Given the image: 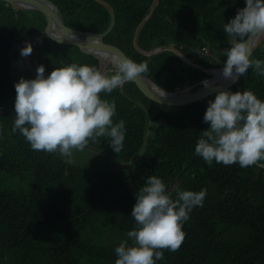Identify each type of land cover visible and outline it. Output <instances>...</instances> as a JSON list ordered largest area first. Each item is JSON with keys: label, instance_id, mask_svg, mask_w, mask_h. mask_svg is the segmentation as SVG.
<instances>
[{"label": "trees", "instance_id": "16d2710c", "mask_svg": "<svg viewBox=\"0 0 264 264\" xmlns=\"http://www.w3.org/2000/svg\"><path fill=\"white\" fill-rule=\"evenodd\" d=\"M53 1L70 27L103 32L109 25L108 11L92 0ZM106 1L114 8L115 25L105 39L157 85L175 91L197 88L209 78L171 51L151 56L135 51V28L152 0ZM239 12H250L244 0H159L137 44L147 51L172 46L200 68L220 66L231 58L226 47ZM254 18L238 22L250 29ZM44 23L41 14L17 12L0 1V197L8 198L0 208V264H104L111 254L123 264H218L217 257L222 264H264V169L243 155L252 125L249 112L222 92L207 103L157 105L129 81L113 85L125 73L109 70L107 85L75 110L73 126L102 152L108 143L112 148L126 143L124 153L115 157L121 163L139 157L133 164L137 185L131 189L127 183L125 166L91 151L94 158L85 165L64 163L61 151L74 134L69 117L40 125L37 113L51 111L31 95L29 82L13 81L8 70L12 41L23 40ZM202 47L210 54L200 56ZM35 51L42 74L56 79L70 81L68 72L80 59L97 64L77 48L47 39ZM80 72L68 100L92 87L91 73ZM231 88L257 111L250 154L264 163V42ZM36 144L45 154L47 147L42 160ZM193 214L197 226L211 218L201 223L197 235L190 223L184 234L185 227L176 223ZM240 237L247 245L246 259L235 243ZM90 241L87 252L84 245Z\"/></svg>", "mask_w": 264, "mask_h": 264}, {"label": "water", "instance_id": "95a60500", "mask_svg": "<svg viewBox=\"0 0 264 264\" xmlns=\"http://www.w3.org/2000/svg\"><path fill=\"white\" fill-rule=\"evenodd\" d=\"M10 3L13 7L21 10L34 9L40 12L45 19V28L42 31H38L24 41L21 45L24 50L26 49V60L24 58L19 59V64L12 58L9 57V72L14 76L21 75V67H28L32 74L37 76L38 68L34 57L33 44L39 38H47L56 43L77 47L79 51L86 55H90L98 60L99 65L103 62L111 61L117 65L121 71L126 75V78L131 81L136 89L146 99L164 106H183L193 103L200 99H206L209 95L216 92H223L231 97L235 98L252 117V127L250 136L244 146V154L251 162L256 163L249 154V145L252 137L257 128V113L256 109L242 97H240L234 90L231 89L232 85L241 77L248 57L253 51L256 44L259 42L261 37L260 33L264 31V9L261 11L254 8L248 0H245L247 6L259 15V18L255 21L250 33L247 35L243 43L238 47V52L234 55L233 59L224 65L220 71V78L209 79L202 83L196 90L190 91V88H185L180 91H169L156 85L154 82L149 80L144 74H142L137 67L131 62L127 55L114 43L104 39L115 25V12L113 7L105 0H92L102 7H104L110 16V22L107 29L101 33H95L85 30H77L70 28L64 24L63 17L59 11V8L49 0H0ZM159 0H152L149 7L148 14L140 21L136 26L132 45L134 49L141 55L151 56L162 51L169 50L175 53L183 63L197 68L188 58L178 52L172 46H163L154 48L150 51H145L139 48L137 45V36L142 26L150 19L156 8ZM100 72V70H99ZM223 73V74H222ZM224 75V76H223ZM222 78V80H221ZM218 80V81H217ZM97 91L94 87L87 95L85 100L91 98ZM81 100L73 101L65 107L70 110L72 107L81 103ZM257 166L264 169V164H258Z\"/></svg>", "mask_w": 264, "mask_h": 264}, {"label": "clouds", "instance_id": "9594fccd", "mask_svg": "<svg viewBox=\"0 0 264 264\" xmlns=\"http://www.w3.org/2000/svg\"><path fill=\"white\" fill-rule=\"evenodd\" d=\"M51 1L52 3H54L57 7H58V2L57 1H53V0H49ZM106 1V0H105ZM249 3H251L253 5L254 8L258 9L261 11V9L263 10L264 9V4L262 3H255L254 0H248ZM1 2H4V1H1ZM159 2V1H158ZM6 5H8L12 10L14 11H23V12H36V13H39L41 14L40 12L34 10V9H31V10H21V9H17L15 7H13L10 3L8 2H4ZM152 3V2H151ZM244 3H245V6L247 7V9L251 12H239L236 14L233 22L231 23L232 24V33L231 35L229 36V40H228V46L226 47L227 48V52H230V60H228L226 63L220 65V66H215V67H208V68H200L198 67L197 65H194L197 67V69L205 72L206 74L209 75V78H207L206 80L204 81H201L199 82L197 85H200L202 83H204L205 81L209 80V79H213L215 77V75L218 73L219 75L221 74L220 71H221V68L226 65L227 63H229L234 55L237 54L238 52V47L243 43V41L245 40V38L247 37V35L250 33L255 21L259 18V15L257 13H255L253 10H251L248 6H247V3L246 1L244 0ZM151 5V4H150ZM158 5V4H157ZM150 7V6H149ZM59 8V7H58ZM114 9V8H113ZM155 10V9H154ZM60 11V9H59ZM148 12H149V9H148ZM154 12V11H153ZM61 13V11H60ZM148 14V13H147ZM42 15V14H41ZM62 15V13H61ZM253 15H256V18L253 19L252 21V25L249 29L245 27V24H243L242 22H238L239 19L243 18L244 20L247 19L248 16H253ZM43 19H44V16L42 15ZM63 17V15H62ZM151 18V17H150ZM45 21V19H44ZM63 21H64V24L66 26H68L66 23H65V20H64V17H63ZM142 21V20H141ZM110 22V21H109ZM109 26V25H108ZM70 27V26H68ZM45 28V23H44V26L42 29ZM70 28H73V27H70ZM42 29H39L33 33H31L28 37L24 38L23 40L21 41H12L11 43V50L10 52H14L16 53V56H8L9 57H12L17 63L19 62V59L20 58H24V60H26V49L24 50L22 47L21 44L26 41L27 39H29V37H31L32 35L36 34L38 31H42ZM74 29H77V28H74ZM107 29V28H106ZM77 30H85V31H90V30H87V29H77ZM140 31V30H139ZM93 32V31H91ZM111 32V31H110ZM95 33H101V32H95ZM246 33V34H245ZM260 33V37L261 39L259 40V42L256 44V46L254 47L253 51L251 52V54L249 55L248 57V60H247V63L249 61V59L251 58V56L253 55V53L255 52V50L257 49V47H259L263 42H264V31L262 32H259ZM134 35V34H133ZM245 35V36H244ZM244 36V37H243ZM138 37V36H137ZM43 39H47V38H39L35 41V43L33 44V51H34V57H35V60H36V63H37V68H38V73H37V76L35 77L34 74H32V72L30 71V69L28 67H24L23 66L21 67V75L20 76H14L13 78V81H17L18 79L22 78V84L26 83V82H29L30 83V92H31V95L37 100V101H41L43 103V105H46V107L49 108V110L51 111L49 114L47 115H43V114H39L37 113L38 115L42 116V119L40 121V125L43 121H48L50 123H53V124H56V123H59L60 121L62 120H65L66 117L68 116L69 117V120L71 121L72 123V127H73V135L67 137L68 141L67 143L71 142V141H75L82 149H85V150H88V151H91V152H94L96 154H100L101 156L103 157H106L108 159H110L111 161H114L116 162L117 164L119 165H123L125 166L124 168V172H125V179L127 181V183L130 185L131 189H133V186L134 185H137L135 179H134V171H135V167H134V161H136L139 157H137L136 159H132L128 156L127 160L125 163H121L119 161H117V158L115 156H118L122 153H124V150L126 148V143L121 146V147H118V148H112L110 143H108L107 145V148H106V151L105 152H102L100 151L99 149H97L96 147H93V146H90L88 145V143H86L85 141H83L81 138H80V135L77 133V131L75 130L73 124H74V120H73V117H74V113H75V110L80 107L81 105H84L86 104L87 102H89L91 99L94 98V96H96L100 90L107 85V83L105 82V76L108 74L109 70H113V71H116V72H123L120 70V68L113 64L111 61H107L106 63L103 62L101 64V66L99 65L98 63V60H97V64L96 65H92V63L90 62H87V61H84L83 59H80L79 62L73 66V69H71L69 72H68V78L70 79V81H67L66 80V77L65 76H60L58 77L57 79L54 78V77H50V76H44L42 74V61L39 60L38 56H37V53H36V46L38 44V42L40 40H43ZM105 39V37H104ZM133 39V38H132ZM47 40H50V39H47ZM52 41V40H50ZM54 42V41H52ZM56 43V42H54ZM225 43V42H224ZM227 43V42H226ZM59 44V43H57ZM60 45H63L65 47H73V46H69V45H64V44H60ZM116 45V44H115ZM138 45V44H137ZM118 46V45H117ZM133 46V45H132ZM139 46V45H138ZM119 47V46H118ZM163 47V46H161ZM74 48H77V47H74ZM120 48V47H119ZM134 48V47H133ZM139 48H141L139 46ZM159 48V47H157ZM78 49V48H77ZM121 49V48H120ZM142 49V48H141ZM202 49H207V54H204L202 52ZM79 50V49H78ZM122 50V49H121ZM144 50V49H142ZM153 50V49H152ZM177 50V49H176ZM123 51V50H122ZM136 51V50H135ZM147 51V50H145ZM150 51V50H149ZM166 51H169V50H166ZM178 51V50H177ZM81 52V51H79ZM124 52V51H123ZM137 52V51H136ZM125 53V52H124ZM138 53V52H137ZM82 55H86L84 53L81 52ZM158 54V53H156ZM175 54V53H174ZM210 54L209 53V49L208 47H202L201 50H200V56L202 55H208ZM155 55V54H154ZM183 55V54H182ZM90 56V55H88ZM92 57V56H90ZM93 58V57H92ZM179 58V57H178ZM187 58V57H186ZM95 59V58H94ZM180 59V58H179ZM181 60V59H180ZM246 63V65H247ZM19 64V63H18ZM108 65H111L112 68H108ZM246 65H245V68H246ZM190 66V65H189ZM194 68V67H193ZM244 68V70H245ZM138 69V68H137ZM8 70H9V59H8ZM80 70L83 72V74L87 71L89 73H91V79H92V87L87 90L86 92L82 93L81 95L77 96L76 98L74 99H70L68 100L69 98V94L70 92L74 89V87H77L78 83H79V80L81 78V72ZM100 70V72H99ZM139 70V69H138ZM140 71V70H139ZM244 72V71H243ZM124 73V72H123ZM143 74V73H142ZM223 74V73H222ZM243 74V73H242ZM224 76V75H223ZM147 77V76H146ZM148 78V77H147ZM149 79V78H148ZM151 80V79H149ZM219 80V79H218ZM217 80V81H218ZM222 80V78H221ZM129 81L127 78H126V75L125 77H123L122 79H118L117 81H115L113 83V85H121L123 84L124 82H127ZM152 81V80H151ZM131 82V81H129ZM154 82V81H152ZM237 82V81H236ZM235 82V83H236ZM132 83V82H131ZM155 83V82H154ZM234 83V84H235ZM156 84V83H155ZM233 84V85H234ZM157 85V84H156ZM232 85V86H233ZM159 86V85H158ZM194 86H196V84H194L193 86L191 85H187V86H184L182 89L180 90H183L185 88H190V91H193V90H196L197 88H194ZM96 87L97 88V91L96 93L91 97L89 98L88 100H85V98L87 97V95L90 93V91ZM162 88V87H161ZM164 89V88H163ZM232 89V88H231ZM180 90H175V91H180ZM233 90V89H232ZM217 93V92H216ZM223 93V92H222ZM215 94V93H213ZM211 94V95H213ZM226 94V93H225ZM209 95L206 99H200L202 100L204 103H207L208 102V98L211 96ZM240 96V95H239ZM144 97V96H143ZM241 97V96H240ZM76 100H81L82 102L79 103L78 105L72 107L70 110H68L65 105L73 102V101H76ZM245 100V99H244ZM150 101V100H149ZM198 101V100H197ZM246 101V100H245ZM152 102V101H151ZM196 102V101H195ZM247 102V101H246ZM154 103V102H153ZM194 103V102H193ZM192 104V103H190ZM159 105V104H157ZM189 105V104H188ZM161 106H164V105H161ZM184 106V105H183ZM171 107V106H169ZM173 107H180V106H173ZM246 109V108H245ZM54 110V111H53ZM247 110V109H246ZM257 113V111H256ZM250 114V113H249ZM55 116V117H54ZM84 117V116H82ZM252 118V117H251ZM257 119H258V115H257ZM39 125V127H40ZM252 127V125H251ZM257 128H258V120H257ZM257 128H256V131H257ZM133 130H137L135 128L132 127ZM250 131H251V128H250ZM250 131H249V136H250ZM255 131V133H256ZM40 133H41V129H40ZM255 133L252 137V140L250 142V145H249V154H250V147H251V144H252V141L254 139V136H255ZM148 134H149V131H146L145 133V136H144V140L142 142V145L140 147V150H141V153L143 152L144 150V147H145V142L148 138ZM248 136V138H249ZM247 138V140H248ZM246 140V142H247ZM246 142L244 143L243 145V155L244 157L246 158L245 154H244V146L246 144ZM66 143V144H67ZM27 149L32 152V149H31V146L27 147ZM36 150H37V153L38 154H43L44 156L40 159L42 160L45 155L47 154L48 150H47V147H46V154H45V151H44V147L43 146H39L38 144H36ZM107 152V153H106ZM23 154H25V152L23 151ZM100 156V157H101ZM251 156V154H250ZM99 157V158H100ZM98 158V159H99ZM251 158L256 162V163H253L251 162L248 158H246L250 163L254 164L257 166V163L258 164H264L262 162H258L257 160H255L252 156ZM63 161V160H62ZM64 162V161H63ZM66 163V162H64ZM89 163V162H88ZM85 165V164H84ZM260 168V167H259ZM262 169V168H261ZM143 172H144V167H143ZM7 178V177H5ZM93 184H94V187H95V190L97 192V194L100 196L102 195V191H101V186H100V182L98 180V178L95 176L94 180H93ZM1 186V185H0ZM146 191V190H145ZM8 198H5V197H0V208H2V205H4L5 201L7 200ZM196 214V213H195ZM193 214L192 216H190L189 218L185 219L184 222L182 221H179L177 222L176 224H182L184 227H185V233H187V226L188 224L190 223V229L191 228H196V231H195V235L198 234V230L197 228L200 227L201 223H207L208 220L211 218V215L209 214L205 219H203L197 226V221H198V215L196 217H194L192 219V217L195 215ZM192 219V220H191ZM219 223V222H218ZM175 225V224H174ZM243 239L245 238H239L235 243L236 245H239L241 247H243L244 249V255H245V259L247 257V245L246 243L243 241ZM92 241L90 242H86L84 247L87 249L86 251L88 252L89 250V247L91 245ZM84 248H82L81 251H83ZM116 253V252H114ZM216 261L218 262V264H222V261L220 258L217 257ZM104 264H123V262L116 258V255L114 254H111L110 255V258L107 260V262H105ZM228 264H236L235 262H228Z\"/></svg>", "mask_w": 264, "mask_h": 264}, {"label": "rangeland", "instance_id": "374dc122", "mask_svg": "<svg viewBox=\"0 0 264 264\" xmlns=\"http://www.w3.org/2000/svg\"><path fill=\"white\" fill-rule=\"evenodd\" d=\"M204 54H207V49H202ZM61 158L64 162H73L74 164L84 165L94 158V155L87 151L85 152L75 141H71L63 146Z\"/></svg>", "mask_w": 264, "mask_h": 264}, {"label": "bare ground", "instance_id": "6f19581e", "mask_svg": "<svg viewBox=\"0 0 264 264\" xmlns=\"http://www.w3.org/2000/svg\"><path fill=\"white\" fill-rule=\"evenodd\" d=\"M9 55H10V56H16V53L9 52ZM219 78H220V75L217 73V74L215 75V79H219Z\"/></svg>", "mask_w": 264, "mask_h": 264}]
</instances>
